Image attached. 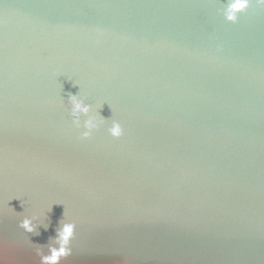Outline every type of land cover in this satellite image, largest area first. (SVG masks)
<instances>
[{"label": "water", "instance_id": "obj_1", "mask_svg": "<svg viewBox=\"0 0 264 264\" xmlns=\"http://www.w3.org/2000/svg\"><path fill=\"white\" fill-rule=\"evenodd\" d=\"M230 2L0 0V264L69 220L62 264H264V5Z\"/></svg>", "mask_w": 264, "mask_h": 264}, {"label": "clouds", "instance_id": "obj_2", "mask_svg": "<svg viewBox=\"0 0 264 264\" xmlns=\"http://www.w3.org/2000/svg\"><path fill=\"white\" fill-rule=\"evenodd\" d=\"M257 3L264 5V0H257ZM248 7L249 0H231L225 10V17L230 22H236L237 14L243 12ZM70 103L72 106L70 111L72 123L77 128L83 127L84 129L80 136L81 139L90 138L95 130L108 122L104 118L97 119L95 116L89 115L92 111V106L86 104L83 99L76 95L70 97ZM82 115L87 116L88 119L84 120L81 124ZM107 131L114 138H119L123 134L120 123L115 120L111 121V126L108 127ZM33 219L35 217L24 218L20 223V227L27 233H35L38 226L33 223ZM75 228L76 223L70 220L62 223L56 231L53 243L48 245L47 253L40 247L36 248V255L40 258V264H62L63 261L72 255L70 242L74 237Z\"/></svg>", "mask_w": 264, "mask_h": 264}]
</instances>
